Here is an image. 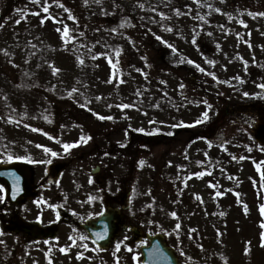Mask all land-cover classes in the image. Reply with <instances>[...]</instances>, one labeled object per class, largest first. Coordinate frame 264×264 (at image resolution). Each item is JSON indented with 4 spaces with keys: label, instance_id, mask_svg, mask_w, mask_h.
<instances>
[{
    "label": "rangeland",
    "instance_id": "rangeland-1",
    "mask_svg": "<svg viewBox=\"0 0 264 264\" xmlns=\"http://www.w3.org/2000/svg\"><path fill=\"white\" fill-rule=\"evenodd\" d=\"M261 13L264 0H0V161L75 145L69 264L76 251L79 264H140L128 229L104 252L78 226L111 197L182 264H264ZM131 132L144 142L125 144ZM10 239L0 264H33Z\"/></svg>",
    "mask_w": 264,
    "mask_h": 264
},
{
    "label": "flooded vegetation",
    "instance_id": "flooded-vegetation-1",
    "mask_svg": "<svg viewBox=\"0 0 264 264\" xmlns=\"http://www.w3.org/2000/svg\"><path fill=\"white\" fill-rule=\"evenodd\" d=\"M25 157L18 160L21 165L12 169L7 179L0 180V263L5 261V241L10 237L19 255L29 257L33 264L39 260L41 264H69L65 209L75 211L79 205L73 199L79 190V178L75 177L71 187L68 166L61 168L33 156ZM49 157L47 153L46 158ZM23 221L35 225L28 226ZM78 226L82 228L81 223ZM37 248L39 252H35ZM75 253L73 258L77 264L79 252ZM19 258L17 264L22 256Z\"/></svg>",
    "mask_w": 264,
    "mask_h": 264
},
{
    "label": "water",
    "instance_id": "water-1",
    "mask_svg": "<svg viewBox=\"0 0 264 264\" xmlns=\"http://www.w3.org/2000/svg\"><path fill=\"white\" fill-rule=\"evenodd\" d=\"M255 139L264 144V130H258L255 133ZM97 170L93 169V172ZM122 218L117 214V211H107L100 217L94 220H88L86 228L101 246H105L115 236L117 223L121 222ZM139 229L134 228L133 233L138 234ZM146 237L150 244L141 248L142 264H179L176 260L174 251L166 246L161 235Z\"/></svg>",
    "mask_w": 264,
    "mask_h": 264
},
{
    "label": "snow or ice",
    "instance_id": "snow-or-ice-1",
    "mask_svg": "<svg viewBox=\"0 0 264 264\" xmlns=\"http://www.w3.org/2000/svg\"><path fill=\"white\" fill-rule=\"evenodd\" d=\"M45 11H47V9H45ZM217 11H220L219 9H217ZM261 15H264V13H261ZM17 23H19V21H17ZM65 31V35H67V29H65L64 30ZM169 47H171V45H169ZM56 71H59L58 69L56 70ZM201 71H203V69H201ZM261 87H264V85H261ZM245 95H248V93H245ZM121 107H123V108H127V107H129V105H122ZM204 115V117L205 118H207V113H204L203 114ZM99 118H101V119H104V117H99ZM108 119H112V117H108ZM141 131H143L142 129H141ZM73 146H75V145H71V144H64L63 145V147H64V149L67 151L68 149H70L71 147H73ZM47 151H51L50 149H48ZM52 155L53 156H55V155H57L55 152H52ZM9 159L11 160L12 159V157H9ZM17 159H25L24 157H17ZM29 162H32V161H29ZM50 162V161H49ZM141 163H143L142 161H141ZM262 175H264V173H262ZM0 187H2V186H0ZM219 195V194H218ZM261 212L262 213H264V205H261ZM173 215H175V213H173ZM262 226H264V225H262ZM117 247H119V245L117 246Z\"/></svg>",
    "mask_w": 264,
    "mask_h": 264
},
{
    "label": "trees",
    "instance_id": "trees-1",
    "mask_svg": "<svg viewBox=\"0 0 264 264\" xmlns=\"http://www.w3.org/2000/svg\"><path fill=\"white\" fill-rule=\"evenodd\" d=\"M178 6H179V5H178ZM176 8H177V7H176ZM87 52L89 53V52H90V49H89V50L87 49ZM143 139H144V137L141 136V135L136 137V141H142Z\"/></svg>",
    "mask_w": 264,
    "mask_h": 264
}]
</instances>
